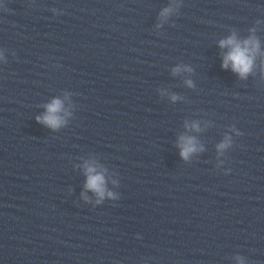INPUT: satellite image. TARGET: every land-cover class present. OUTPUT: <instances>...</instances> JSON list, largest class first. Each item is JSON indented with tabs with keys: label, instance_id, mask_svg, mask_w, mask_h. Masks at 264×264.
I'll list each match as a JSON object with an SVG mask.
<instances>
[{
	"label": "clouds",
	"instance_id": "obj_1",
	"mask_svg": "<svg viewBox=\"0 0 264 264\" xmlns=\"http://www.w3.org/2000/svg\"><path fill=\"white\" fill-rule=\"evenodd\" d=\"M170 9H165L166 14ZM220 47H228L230 50L223 57L222 68L228 69L229 64H231V70L237 73L241 78H245L252 70L254 62V53L258 51L259 44L254 38L239 42L235 36H231L226 40L220 41ZM175 72L181 71L178 67L174 70ZM190 71V69H189ZM191 86V81L187 82ZM173 100L176 99L175 96L172 97ZM46 113L43 116H37L36 120L38 123H42L49 128L58 129L62 124H64L63 118L59 115L62 111V101L60 99H54L50 104L46 105ZM193 127H197L193 125ZM181 148L180 155L183 159L187 160L189 155L196 152L197 146L194 138L192 137H181ZM229 146V140H226L218 145L220 150L225 149ZM96 169L92 166H87V183L85 185L86 189L92 190L99 197L103 198L105 195L104 187V176L102 174H94ZM108 196L111 197L112 193L109 192ZM240 264H243V260L238 258Z\"/></svg>",
	"mask_w": 264,
	"mask_h": 264
}]
</instances>
